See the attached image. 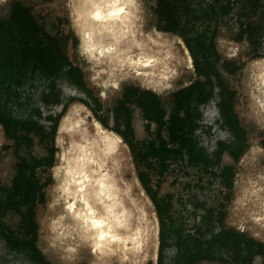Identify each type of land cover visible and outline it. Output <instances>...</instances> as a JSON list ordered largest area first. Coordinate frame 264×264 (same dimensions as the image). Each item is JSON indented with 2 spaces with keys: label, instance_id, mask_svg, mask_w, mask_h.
Returning a JSON list of instances; mask_svg holds the SVG:
<instances>
[{
  "label": "rangeland",
  "instance_id": "rangeland-1",
  "mask_svg": "<svg viewBox=\"0 0 264 264\" xmlns=\"http://www.w3.org/2000/svg\"><path fill=\"white\" fill-rule=\"evenodd\" d=\"M14 2L28 7L44 30L58 38L63 51L66 52L70 61L81 68L87 86L98 96L104 108L110 107L117 101L123 85L133 84L141 89L155 92L168 113L173 108L174 91L196 79L207 82L204 75L194 70L191 55L182 38L166 32L172 46L174 45L173 49L182 55L183 59L184 53H187L190 63L188 60L187 62L185 59V61L182 60L183 64L178 68L180 69L178 74L166 86H153L139 79L127 78L121 80L114 88H108L106 96L101 97L100 88L86 79V64L74 52L78 40L67 27L69 19L65 11V0H0V19L7 17ZM172 2L179 7L181 23L183 24L185 20L188 22L185 36L190 41L200 64L204 67L206 63L215 64L223 85L229 90H235L232 105L239 124L245 130L244 152L238 161L231 156L240 141L229 123L221 117V111L218 109L220 88L214 76L210 74L211 81H209V87L207 86L210 91L208 100L202 104L193 102L189 109L193 117V129L186 130L187 145L180 147L175 155H171L163 163L154 158H148L139 162L138 165L141 170L147 172L149 187L153 190L158 188L157 199L161 205L164 226L162 264H219L216 260L207 258L216 259L223 254L230 256L229 248L220 241L223 230L235 229L264 243L249 221L239 224L238 221L231 220L232 204L237 197L241 174L264 172V127L255 123L243 112L248 107V97L242 84L247 62L256 54L264 55V0H259L257 6L249 0H233L224 12H221V5L225 4L224 0L215 2L213 0H172ZM141 4L144 29H156L157 25L162 24L153 11L156 0H141ZM213 26H216L213 41L218 52V60L215 59L216 53L211 51L208 44ZM11 27L9 30L0 29V114L17 122L19 141L29 138L26 147L24 142L14 141L12 145H22L19 150L22 149L25 154L32 156L46 153L51 144L49 132L51 122L63 104L72 100L64 111L68 115L64 121V127L59 129L57 126L54 136L56 152L53 165L48 168L45 164L40 165L35 162L34 168L39 182L49 178L51 181L49 185L53 184L52 168L56 162L60 164L61 159L66 158L68 152L65 146L69 140L72 124L78 121L86 134L110 143L114 153L118 156L123 155L126 177L131 182L130 192H134L133 194L139 198L143 214L140 224L144 230L143 235L147 236L145 244L147 256L144 259L143 255L137 259L131 253H124V257H121L118 249L96 255L80 253L71 258L65 250L61 249L62 244L53 229L49 232L48 249L41 238L39 240L41 234L39 221L42 217L45 219L50 217L52 211L49 213L48 208L53 205H50L53 198L48 197V186H46L43 189L45 203L37 204L35 207V220L38 224L36 246L43 254L46 264H157L159 219L152 200L137 177L136 166L128 145L113 130L103 125L104 128L100 129L92 126V117L97 118L84 103L76 99L89 103L92 101L68 81L64 72L60 70L56 76H50L44 70L32 69L30 58H21L23 48L21 46L26 42L27 35L22 30L14 29L13 31ZM240 29L244 30L242 39H238L236 35ZM71 39H73L72 45ZM223 61L235 62L240 65V68L233 73L226 72L223 69ZM132 110L133 124L136 128L135 139L139 143L144 142L151 137L155 124L151 123L150 131L143 129L145 123L140 111L138 112L135 108ZM182 113L183 111L180 110V114ZM167 116L168 114L165 119ZM26 123H36L39 128L34 129V127L32 128L34 130L27 131L22 125ZM41 130L44 132V140L39 135ZM163 134L166 136L165 132ZM12 141L4 135L0 125V148L3 144L7 142L9 144ZM118 141L123 143L126 152L118 146ZM250 150L252 158L245 160L244 156ZM3 154L5 158H0V200L5 198L4 189L11 187L21 159L14 158L15 156L11 153ZM25 159L33 162V159L41 158ZM226 165L233 166L235 172L231 180V190H228L224 184L222 172ZM15 198L18 199L17 196ZM18 203L0 213V264H41L27 247L7 244L2 235L12 231L14 240H18V244L21 243L20 240L25 241L24 243L28 241L29 238L22 229L27 205L19 201Z\"/></svg>",
  "mask_w": 264,
  "mask_h": 264
},
{
  "label": "bare ground",
  "instance_id": "bare-ground-1",
  "mask_svg": "<svg viewBox=\"0 0 264 264\" xmlns=\"http://www.w3.org/2000/svg\"><path fill=\"white\" fill-rule=\"evenodd\" d=\"M65 6L67 27L78 40L74 52L86 64V79L100 88L101 97L127 78L166 86L178 74L182 60L190 63L187 53L183 59L173 49L166 32L144 29L141 0H65ZM242 84L248 97L243 112L264 127V57L247 62ZM67 116H62L59 129ZM91 121L92 126L104 128L97 119ZM118 146L126 152L121 141ZM65 149L66 158L52 168L48 197L54 206L48 208L50 217L39 221V240L49 249L53 229L71 258L118 249L121 257L131 253L144 259L143 214L138 196L130 192L123 155L118 153L120 158L110 143L86 134L78 121L72 124ZM244 158H252V151ZM238 185L231 220L249 221L264 240V172L243 173Z\"/></svg>",
  "mask_w": 264,
  "mask_h": 264
},
{
  "label": "trees",
  "instance_id": "trees-1",
  "mask_svg": "<svg viewBox=\"0 0 264 264\" xmlns=\"http://www.w3.org/2000/svg\"><path fill=\"white\" fill-rule=\"evenodd\" d=\"M216 0H213L215 2ZM225 4L221 5V12L226 11V7L233 0H224ZM254 6H257L259 0H249ZM212 2V3H213ZM179 7L175 6L172 0H156V4L153 7L154 14L162 21V24L157 25L156 29L168 33L178 35L184 43L191 55L194 70L200 75H204L207 78V82H203L199 79L192 81L190 84L178 88L173 93L172 103L173 108L168 113L160 104L161 100L158 95L149 89H141L138 86L129 84L123 87L122 100L119 101L115 110L121 116L124 122V129L119 130L116 127L108 126L104 119L99 118L96 112L91 107L93 105L95 110L100 108V103L98 97L92 93V90L86 85L83 78L82 70L74 65L72 61L68 58L58 41V38L54 35L47 33L44 28L36 21L30 12V9L19 2H14L11 7L9 14L6 18L0 19V29L9 30L12 26V30L20 31L26 33V42L22 43L23 47L21 49V58H27L32 61V69L37 68L39 70H44L50 76H56L59 74L60 70L65 73L68 81L82 91L91 101L89 103L82 99H76L84 103L90 110L93 111L94 116L99 119L101 124L106 128L113 130L118 133L123 141L128 145L131 155L133 156V162L136 166L137 177L139 178L142 186L144 187L146 193L152 200L156 213L159 219V244L157 251V264H162V251L164 248V226L161 212V205L157 199V189L153 190L148 185V174L146 171L140 169L138 163L143 162L148 158H154L160 163L166 161L171 155H175L179 148L187 145L186 130L193 129V117L189 112L191 104L195 102L196 104L205 103L209 96L210 91L209 81L210 74L214 76L217 85L220 88L219 97L220 103L218 109L221 111V117L229 123L230 128L234 131L235 135L239 138V146L236 150H233L231 156L235 161L239 160L240 155L244 152L243 144L245 143V130L238 122L237 114L235 113L232 105V99L235 95V90H229L226 88L221 80L220 73L213 63H206V66H202L196 57L190 41L185 36V29L188 22L185 20L183 24L181 23V16L179 14ZM216 26H213L212 36L209 38V47L213 53H216L215 59L218 60V52L214 44V32ZM244 30H239L236 34L238 39H242ZM264 56L262 54H256L252 58H257ZM223 69L226 72L233 73L236 72L240 65L235 62H222ZM74 100V99H73ZM134 101L142 110V116L146 121L145 127L147 131H150L151 123L155 124V129L151 134V137L144 142H137L134 135V129L131 123V114L129 108L125 103H130ZM72 101L69 100L68 103ZM68 103H65L60 111L54 116L49 132L51 137L52 145L49 149V155L47 158L33 159V162H28L27 159L21 158L19 160V165L17 166V171L12 179V184L10 188H5V198L0 200V213H3L8 208L18 205V201L22 204H26L27 207L24 213L23 231L28 241L20 240L21 243H17L18 240H14L13 232L3 233V237L7 244H14L15 246H25L30 250L32 255L37 257V260L41 264H46L43 254L36 246L37 241V231L38 224L35 220V207L37 204L45 203V193L44 188L48 186L51 181L50 179H44L39 182V177L35 172V162L37 164H45L46 167L50 168L53 165V158L56 152V147L54 146V136L56 134L58 122L60 117L64 113ZM180 110L183 111L180 114ZM168 114L167 119L165 116ZM0 125L2 126L3 133L5 136L11 138L14 141H19L17 127L19 126L17 122L4 117L0 114ZM26 128L25 130H34L39 128L36 123L33 124H22ZM35 127V128H34ZM34 128V129H32ZM166 133L164 136L163 133ZM43 130L39 132L40 138L43 137ZM29 138L26 137L20 142H24L28 146ZM179 145V147H177ZM8 145L3 144L0 148L4 150ZM175 147V148H174ZM224 184L228 190L232 187V178L235 174L233 166L226 165L222 172ZM1 187V186H0ZM3 189V188H2ZM18 197L16 199L15 197ZM17 200V201H16ZM224 214V212H221ZM1 230V229H0ZM222 238L220 241L229 248L230 256L225 254L214 257H208L209 260H216L220 264H239L240 257H245L247 252L254 250L256 253H264V243L253 237L247 236L245 233L235 230L227 229L221 232ZM249 256V255H248ZM247 256V262H250V257ZM205 258V257H199ZM264 263V257H263Z\"/></svg>",
  "mask_w": 264,
  "mask_h": 264
},
{
  "label": "crops",
  "instance_id": "crops-1",
  "mask_svg": "<svg viewBox=\"0 0 264 264\" xmlns=\"http://www.w3.org/2000/svg\"><path fill=\"white\" fill-rule=\"evenodd\" d=\"M73 44V39H71V45ZM64 54H66V52H64ZM67 55V54H66ZM74 64V63H73ZM74 65H76V64H74ZM78 66V65H77ZM79 67V66H78ZM80 68V67H79ZM81 69V68H80ZM83 73V72H82ZM83 78H84V75H83ZM84 80H85V78H84ZM87 85V84H86ZM126 85H129V84H125V85H123L122 86V88H121V92H120V96H119V98L117 99V101L115 102V103H113L110 107H108V106H106V108H104L103 107V105H102V102H101V100L98 98V101H99V103H100V108L98 109V110H95L94 109V107H93V105L91 104V107L93 108V110L96 112V114H97V116L99 117V118H102V119H104V121H106V123L108 124V126H110V127H112V126H114V127H116L117 129H119V130H123L124 129V122H123V120L121 119V115L119 114V113H117L116 112V110H115V106H116V104L119 102V101H121L123 98H122V94H123V87L124 86H126ZM89 87V86H88ZM90 88V87H89ZM91 89V88H90ZM92 93H93V91H92ZM84 94V93H83ZM94 94V93H93ZM85 95V94H84ZM95 96H97L96 94H94ZM98 97V96H97ZM159 97V96H158ZM65 104V103H64ZM63 104V105H64ZM160 104L162 105V103L160 102ZM125 105H127L128 106V108H129V111H130V114H131V123H132V127H133V129H134V135H135V131H136V128H135V126H134V119H133V108H135L138 112L140 111V114H141V118L143 119V122L144 123H146V121L147 120H145L144 118H143V116H142V110H141V108L132 100L130 103H125ZM162 107H163V105H162ZM164 108V107H163ZM165 109V108H164ZM60 111V110H59ZM91 113L93 114V111L91 110ZM94 115V114H93ZM245 115H247V114H245ZM123 116V115H122ZM248 116V115H247ZM252 119V118H251ZM99 120V119H98ZM100 122V121H99ZM101 123V122H100ZM143 129H146V127H145V124H143ZM2 131H3V129H2ZM44 140V139H43ZM12 143H13V141L12 142H10L9 144H8V142L7 143H5L6 145H8V147L6 148V149H4V150H1V152H0V158H5V154H3L4 152L5 153H11V155L13 154V156H15L14 158H47L48 157V155H49V149H50V147H51V145H52V142H51V144L48 146V148H47V151H46V153H44V154H40V155H34V156H32V155H29V154H25L23 151H22V149L21 150H19V148L20 147H22V145H18L17 144V146H15V145H12ZM17 143H19V141H17ZM54 146H55V144H54ZM25 147H26V145H25ZM9 150V151H8ZM246 254V256L245 257H243V256H241L240 257V260H239V264H264L263 263V257H264V253H256L254 250H252V251H250V252H247V253H245ZM249 255V256H248ZM247 256L248 257H250L251 259H250V262L248 263L247 262ZM220 264V263H219Z\"/></svg>",
  "mask_w": 264,
  "mask_h": 264
}]
</instances>
